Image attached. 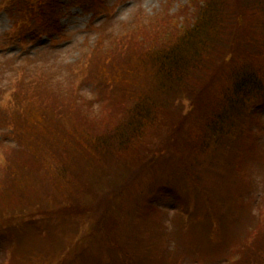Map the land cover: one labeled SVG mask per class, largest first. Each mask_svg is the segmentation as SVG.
Masks as SVG:
<instances>
[{
    "label": "rangeland",
    "instance_id": "obj_1",
    "mask_svg": "<svg viewBox=\"0 0 264 264\" xmlns=\"http://www.w3.org/2000/svg\"><path fill=\"white\" fill-rule=\"evenodd\" d=\"M209 1L220 16L235 7L262 12L259 0H0V264H227L231 248L236 264H255L264 246V106L246 103L249 111L234 114L221 135L202 129L216 89L230 83L222 46L209 55L195 98L164 96L159 110L130 124L141 136L128 138L125 97L139 92L144 81L135 75L147 71L139 59ZM142 22L143 34L135 33ZM258 48L245 63L256 62ZM203 132L205 148L188 156L184 141L192 147ZM60 133L76 138L67 137L57 159V144L48 143L60 142ZM83 137L101 148L123 145L125 157L83 159L76 152ZM63 169L87 187L71 191ZM21 174L27 184L19 188ZM51 188L66 211L38 226L25 218L21 228L18 214L40 200L48 207Z\"/></svg>",
    "mask_w": 264,
    "mask_h": 264
},
{
    "label": "trees",
    "instance_id": "obj_2",
    "mask_svg": "<svg viewBox=\"0 0 264 264\" xmlns=\"http://www.w3.org/2000/svg\"><path fill=\"white\" fill-rule=\"evenodd\" d=\"M209 2L206 3L208 7L201 10L199 14L195 13L196 19L194 21H188V19L185 20L186 24L173 33L171 38L168 39L169 43L163 44V48L161 46L157 49V51H151L145 61L139 59L137 66L140 65L143 68L145 67L147 71L145 73L140 72V74L138 73L135 75L137 77L139 76L144 81L143 87L138 90L139 92L136 93L137 88H132L134 91L129 90L125 97L127 102L130 103L127 108L129 113V122L127 123L129 124L130 129L129 139L139 138L141 136L132 134L131 132V130L135 127V123H133L134 119H136V117H139V120L147 118L149 116V111L159 110L162 106L161 99L164 96L174 97L177 99L179 98L177 96L181 93L193 96V98L196 97L195 95H197L200 90H196L195 88L200 85V81L198 79L203 77L204 71L207 72V70L211 69L209 64H212L215 52L219 46L224 48L222 49L220 58L224 59L225 55L230 57L228 62L229 65L224 66V68L229 69L228 75L230 76V83L229 87H226L224 90H221V86L216 89L218 92L217 95H219V98L216 99H220V101L215 102L216 99L214 97V104L211 105V107H208L210 110L206 111L204 116L202 114L201 119L206 120L207 122V126H204L202 129L212 128L215 133L221 135L224 133L225 127H227V122L229 123L230 118L233 122L232 117H234V114H240L241 111H243V113L249 111L246 109V103L259 99L258 101L261 102L258 103V105L264 106V15H260L262 12L264 14V0L258 1V5L262 12L259 9L256 11L258 8L257 6L252 7L251 10L248 11H241L235 7L236 11L229 10V8L226 9V12L221 11V16L212 5V1L210 3ZM236 2H238V0ZM143 24L144 22H142L141 25L136 24L139 27H135V33L139 30L138 34H143ZM167 32L168 31L163 33L164 35L162 37H164ZM120 36L121 37L119 38L121 41L119 42H127L129 39L123 35ZM254 47H259L258 50H256L255 59L252 58L256 62L245 63L244 61H246L245 58L247 56L246 52H249V48L252 49ZM206 51H208V54ZM210 54L213 56V59L209 58ZM142 70L143 69H141V71ZM123 72L125 71L122 70V73ZM131 80L129 79L128 83H130ZM199 101L200 98L193 99L190 106L192 107V112L195 111V106H197ZM131 118L133 121L130 120ZM237 123H235V126ZM130 124H132L133 128L130 127ZM198 124H194L192 127L199 128ZM240 125L241 124L238 123L237 130L244 132L243 127ZM57 135L61 144L59 141L56 143H53L52 141L48 144H57L55 156L59 159L62 155L60 154L61 148L66 147L68 144L67 137L72 136L70 139L73 141H75L76 137L73 133H60ZM197 138H199L200 141ZM197 138H195L196 145L192 147L189 146V142L187 140L184 141V146L185 144L187 146L184 147V150H186L188 156L195 152L196 155L199 150H203L205 148V133L203 132ZM80 140L81 141L76 147L77 155L83 159L92 161V163L100 164L99 162L101 157L110 154L113 151L117 154L112 156L111 159L121 160V158L125 157L124 155L127 148L123 145L101 148L100 145H94L95 140L91 139L89 143H86V137H83ZM142 140H144V137H142ZM168 145L169 148H171L172 145L176 146L174 142H166L163 144V147H167ZM161 152L162 151H158V153ZM150 156L153 158V155ZM180 158L182 159L183 164H185V158ZM131 160L132 162L137 161V155L136 159L132 158ZM144 160L145 156L140 161L143 162ZM148 164L149 162L139 171L143 172V170L148 167ZM73 170L63 169L61 171V174H65L68 179L70 177V180H72L73 183L71 191H74V189L77 190L82 186L87 187L83 181L79 179V176L76 177V172ZM15 173H17V171H14L11 174V177H13ZM21 175L25 181L20 183L21 185L19 188H22L27 184L26 176L24 174ZM41 194L44 195V191ZM56 197L57 190L53 189V191L48 192L47 198H45L48 203H50L48 207H44V200H40V204L35 205L36 207L34 206V203H32L33 205L29 204V209L24 211V214H18L21 218L18 221L19 226L22 228L20 221L23 223V220L28 217L36 220L38 226L40 221H44V215L53 214L60 211V209L66 211V208H62L63 205L57 202ZM12 215L8 217V221L12 220ZM0 227H3V224L0 225ZM211 234L212 238L219 235L216 225L212 228ZM235 252L236 250L233 252L232 248L229 249L227 252L228 256L224 259V262L227 264L238 263L237 260L233 259V256L236 255ZM256 252L258 258L255 257L254 263L264 264V246H261Z\"/></svg>",
    "mask_w": 264,
    "mask_h": 264
}]
</instances>
